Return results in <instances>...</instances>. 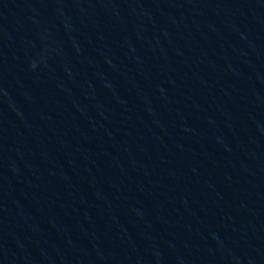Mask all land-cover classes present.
I'll use <instances>...</instances> for the list:
<instances>
[{
	"label": "water",
	"instance_id": "obj_1",
	"mask_svg": "<svg viewBox=\"0 0 264 264\" xmlns=\"http://www.w3.org/2000/svg\"><path fill=\"white\" fill-rule=\"evenodd\" d=\"M110 66L264 96V0H0V68Z\"/></svg>",
	"mask_w": 264,
	"mask_h": 264
}]
</instances>
